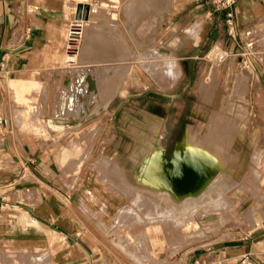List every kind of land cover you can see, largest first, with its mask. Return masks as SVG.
I'll return each mask as SVG.
<instances>
[{
	"label": "rangeland",
	"instance_id": "1",
	"mask_svg": "<svg viewBox=\"0 0 264 264\" xmlns=\"http://www.w3.org/2000/svg\"><path fill=\"white\" fill-rule=\"evenodd\" d=\"M56 1L48 0L47 3L58 8L69 22L73 13H67L66 6L74 0ZM85 1L93 7L104 5L102 15L94 19L91 26L85 27L89 45L84 66L96 70L98 75L112 74L115 83L122 81V84L108 106L76 122L84 128L89 127V131L79 132L77 137H74L75 131H68L73 135L66 138L67 145L60 148V151L67 150L72 154L62 164L64 174L71 176L73 184L98 189V194L88 197L98 202L101 216L111 224L112 240L108 247L113 254V264H176L186 250L212 244L220 229L230 222L231 213L239 212L243 207L252 209L255 201L264 197V193L258 196L252 188L264 187V99L244 101L243 98H248L251 71L259 75L260 85L262 89L264 87V32L248 35L253 50H248L244 59L236 51L214 45L212 49L216 46L218 49L210 58L207 55L212 49L200 58L179 60L173 50L180 41L176 18L197 4L193 0ZM86 8L88 10L89 6ZM73 28L80 29L78 26ZM67 47L64 41V51L68 54L77 52V42L72 41ZM168 58L176 59L179 74L167 76L162 73L161 67ZM74 63L82 65L80 59ZM241 67L249 75L239 74ZM240 85H244L242 90L238 88ZM43 101L44 97L32 98L27 100L28 103L20 99L15 104L33 116L42 109ZM254 102L261 114L252 113ZM241 106L247 108V114ZM127 111L131 116L123 119ZM216 116H219L217 123L214 122ZM66 119L69 121L68 117ZM72 121L74 126L75 120ZM130 127L139 137L150 134L154 141L156 138L157 142L163 143L167 158L176 144L187 133H192L204 144L222 147L227 152L231 170L220 172L216 184L209 186L205 196V192L201 196L212 199L190 200L192 202L188 203L196 205L195 209L188 203L180 204V208L192 207L185 216L176 210L168 212L162 205L164 202L157 201L156 196L151 197L148 191L126 188L119 174L118 164L130 156L136 143L129 133ZM226 132L229 133L226 135ZM235 138L239 141L234 147ZM241 188L249 194L241 195ZM242 197L243 203L240 202ZM111 203L107 216L106 205ZM190 220L197 222L198 227L187 228ZM234 262L235 259L220 254L198 264Z\"/></svg>",
	"mask_w": 264,
	"mask_h": 264
},
{
	"label": "crops",
	"instance_id": "2",
	"mask_svg": "<svg viewBox=\"0 0 264 264\" xmlns=\"http://www.w3.org/2000/svg\"><path fill=\"white\" fill-rule=\"evenodd\" d=\"M47 2L0 0V264H113L111 224L88 197L98 189L73 184L62 168L71 155L60 151L73 135L68 131L77 137L89 127L76 123L82 120L52 117L43 108L32 116L15 104L46 94L56 101L62 94L75 99L84 93L82 85L73 90L61 85L67 20ZM193 2L176 18L178 59L200 58L214 45L246 58L253 50L248 35L264 32V0H238L230 20L226 11L211 12L209 0ZM81 64L74 63L85 68ZM249 82L248 99H264L259 75L251 71ZM252 110L261 114L256 102ZM252 188L258 196L264 193L262 186ZM240 193L249 194L243 188ZM220 254L235 259L234 264H264V197L252 209L231 213L212 244L186 250L176 264H198Z\"/></svg>",
	"mask_w": 264,
	"mask_h": 264
},
{
	"label": "bare ground",
	"instance_id": "3",
	"mask_svg": "<svg viewBox=\"0 0 264 264\" xmlns=\"http://www.w3.org/2000/svg\"><path fill=\"white\" fill-rule=\"evenodd\" d=\"M90 5L91 4H89L85 0H74L73 3H70V6L68 5L66 6L67 13L72 12L73 17H70L69 22H67L66 30L64 32L65 42L68 44L67 48L70 47L72 41L77 42V52L75 54L74 53L68 54L67 52L64 53L62 62L63 64H65L64 69L66 72L63 75L65 76V78L61 80L62 86L63 85L68 86L71 90H73V88H78L79 86L78 85L76 87V84L74 83V80L78 79V84L81 83V85L83 86L82 87V89L84 90L83 94L84 95L87 94L89 100H86L87 98L84 99L82 97L83 94L81 95V97H78L79 100L78 98L74 99L72 95L64 96V94H62L61 98L55 101V100L48 99L47 94H46L45 95L46 98L44 99L43 104L41 106L43 110L52 117L56 115L58 118L68 117L71 119L81 121L85 117L95 112H98L100 108L102 109V107L104 108L108 106L109 103L118 94L119 89H120L119 87L122 84L121 83L122 81H119L120 83L119 82L115 83L114 77L112 79V77L110 78V75H109V79H107V75L105 76L106 73L104 75L103 74L98 75L100 74L99 72L98 74L96 72L92 73L91 71L88 70L87 67L76 68L74 65V62L77 61L78 59H80V64H81V62H83L82 60L86 58L85 51H86L87 46L89 45V42H88L89 37L86 36V28H87L86 26H91L92 22H95L94 19L102 15L101 11H102V7L104 4H101L98 6L94 5V7ZM86 6H89V9L87 10L88 14H87V18L83 19L82 13H83V9L86 8ZM99 7L101 9H99ZM105 12H108V11H105ZM109 14L112 15V12H110ZM73 26L75 27L78 26L80 27V29L73 28ZM216 49H218V46L214 47L211 50V52L208 53L207 57L210 58L213 55V53H215ZM166 61L167 62H163L165 64L161 67L162 73L166 74L167 76H174V75L179 74L180 68H179V65L176 59L168 58ZM238 72L241 75H249L248 71H245L242 67L240 68ZM201 84H202V80L199 81V85ZM242 87H244V85H240L238 88L241 89ZM243 98H244V101L248 100L246 96H244ZM85 100L88 102H86ZM231 105H234V104L232 103ZM228 107L231 108L229 104H228ZM55 108H58V114L54 113ZM241 108L246 109L245 112L247 114L248 112L247 108L244 106H241ZM130 116H131L130 113L127 111L123 115V119H129ZM216 117L218 118H216V121L214 120L215 123H217L219 119V116H216ZM129 133L132 137H134L136 143L133 145V149L131 150L130 156L128 155V158L126 157V159L123 160L122 163L118 164L119 174L121 178L124 180L123 182L125 183V187L128 189L137 188L138 192L148 191L151 197L156 196L155 198L158 199L157 201L160 200L161 202L162 201L164 202L162 203V205L164 204L166 206L165 209H167L168 212L171 210H173L174 212L176 210L177 213L178 211H180L185 216L187 215V211H189L190 208L197 207L196 205L192 206L193 204H189L188 202L190 200H196L198 198H201V200L204 199V201L205 200L208 201V199H212V198L205 199L204 197L202 199L201 196L203 195L204 192H205L204 193V196H205L206 190H208V188H210L209 186H211L213 183L216 182V179L219 177L218 174L220 172H228L231 170L230 169L231 164L229 166V162H228L229 158L226 156L227 152H225V150L222 147H220L219 145L209 146L207 144H204L205 142L203 143V141L201 142L200 140H198L199 139L198 137L197 139L194 136H192V133L191 134L187 133L185 137L183 138V140L176 144L174 150L168 156V158L165 156V149H164L163 143L157 142L156 138H155V141H156L155 142L153 140L154 138L152 135L149 134V135L139 137L138 135H136V131L133 127H130ZM228 133L226 132V135ZM223 134L225 135V133ZM238 141H239V138H235L234 143H233L234 147L237 145ZM253 146L256 147L255 145ZM71 155L67 157V161L71 158ZM222 186L223 185H221V187ZM213 191L214 189L212 190V192ZM220 192H222V190ZM216 193L214 192L213 194L214 197ZM217 197H220V196L217 195ZM161 202L159 204H161ZM196 202H198V200H196ZM187 203L192 207L189 206L190 208L187 209V206H188L187 205L186 207L184 206L183 208L182 207L180 208V204H182L183 206L184 204H187ZM156 204L157 202L155 203V205ZM188 227L196 228L198 227V223L190 220L187 223V228Z\"/></svg>",
	"mask_w": 264,
	"mask_h": 264
},
{
	"label": "built area",
	"instance_id": "4",
	"mask_svg": "<svg viewBox=\"0 0 264 264\" xmlns=\"http://www.w3.org/2000/svg\"><path fill=\"white\" fill-rule=\"evenodd\" d=\"M237 1L238 0H209L210 11H226L227 18L230 20L232 17V8Z\"/></svg>",
	"mask_w": 264,
	"mask_h": 264
},
{
	"label": "water",
	"instance_id": "5",
	"mask_svg": "<svg viewBox=\"0 0 264 264\" xmlns=\"http://www.w3.org/2000/svg\"><path fill=\"white\" fill-rule=\"evenodd\" d=\"M86 16H87V8H84V9H83V16H82V17L84 18V17H86Z\"/></svg>",
	"mask_w": 264,
	"mask_h": 264
}]
</instances>
